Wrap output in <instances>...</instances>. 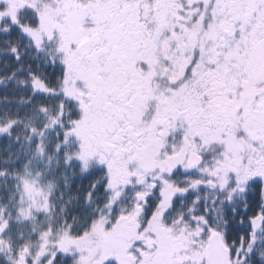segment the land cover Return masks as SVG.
<instances>
[{
	"label": "snow or ice",
	"instance_id": "snow-or-ice-1",
	"mask_svg": "<svg viewBox=\"0 0 264 264\" xmlns=\"http://www.w3.org/2000/svg\"><path fill=\"white\" fill-rule=\"evenodd\" d=\"M0 264H264V0H0Z\"/></svg>",
	"mask_w": 264,
	"mask_h": 264
}]
</instances>
